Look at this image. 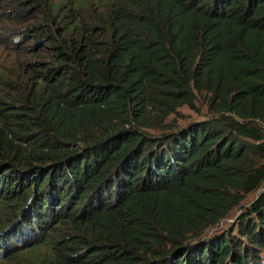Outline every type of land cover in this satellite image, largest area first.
I'll use <instances>...</instances> for the list:
<instances>
[{
  "label": "trees",
  "instance_id": "1",
  "mask_svg": "<svg viewBox=\"0 0 264 264\" xmlns=\"http://www.w3.org/2000/svg\"><path fill=\"white\" fill-rule=\"evenodd\" d=\"M12 12L36 22L0 74V264H264V191L205 237L264 183V0Z\"/></svg>",
  "mask_w": 264,
  "mask_h": 264
},
{
  "label": "rangeland",
  "instance_id": "2",
  "mask_svg": "<svg viewBox=\"0 0 264 264\" xmlns=\"http://www.w3.org/2000/svg\"><path fill=\"white\" fill-rule=\"evenodd\" d=\"M18 2L19 0H0V74L2 75L3 71L6 70L14 72L18 65H20V63L26 59V57L31 56V53L26 55H18L15 50L19 39H23L25 34L28 33L31 37V26L36 22V20H33V17L31 19L29 18V14L25 16L23 14L14 15L12 10L15 8L16 3ZM27 43L30 51L31 46H34L35 42L33 40H29ZM47 54H49V51L42 53V56L48 57ZM2 95V91L0 90V96ZM179 112L180 113L177 115L171 114L169 120H173L174 123L180 127H185L191 122L206 120L211 116V112L208 109V104L206 103L204 97H201L198 100V110H193L187 105L180 108ZM172 128L173 127L170 129ZM263 191L264 183L259 189L249 192V195H247L246 199L241 203V205L234 208L229 213V216L220 224L210 228V230H207L205 237L210 238L216 232L224 231L230 228V226L235 223L240 213L248 208L249 205Z\"/></svg>",
  "mask_w": 264,
  "mask_h": 264
}]
</instances>
